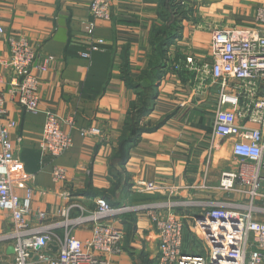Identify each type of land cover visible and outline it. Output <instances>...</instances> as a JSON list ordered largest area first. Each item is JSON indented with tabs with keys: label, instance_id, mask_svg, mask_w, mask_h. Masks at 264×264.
Instances as JSON below:
<instances>
[{
	"label": "crops",
	"instance_id": "obj_1",
	"mask_svg": "<svg viewBox=\"0 0 264 264\" xmlns=\"http://www.w3.org/2000/svg\"><path fill=\"white\" fill-rule=\"evenodd\" d=\"M91 2L0 0V25L6 30L0 40V57H9L8 37L25 36L37 53L33 73L40 81L37 114L7 93L9 74L0 85L8 117L17 123L10 134L22 170L13 181L15 192L24 197L25 188H32L33 210L46 212L50 220L68 204L67 194L71 201L90 210L96 207L97 199H105L114 207L135 208L188 199L248 203L247 196L220 188L224 172L238 171L241 160L233 154L236 138L213 135L222 88L212 81L209 70L215 61L216 33L227 31L236 40H246L264 32L257 16L264 9V0H184L180 37L168 50L153 109L141 121L149 128L160 127L143 133L120 163L114 157L121 155L127 121L138 102V93L128 86L125 72L140 82L142 75L151 71L150 43L160 23L161 3L113 0L112 18L106 21L94 18ZM84 24L94 25L92 36L84 32ZM98 40L104 44L92 51ZM83 53H89L90 58H83ZM49 56L55 60L50 70L42 73L36 66ZM229 87L226 92L240 96L235 110L238 123L246 129L260 128L252 121V108L261 84L246 90L241 83L231 82ZM47 112L61 118L62 130L73 139V147L59 158L44 153L40 146ZM91 127L100 129L101 134L83 136L82 131ZM56 165L67 170L64 184L53 181ZM140 181L176 191L141 193L135 186ZM177 212L184 219V249L204 253L193 232V219L203 210ZM263 216L258 217L262 222ZM111 222L124 231L121 252L110 258L113 264H157L159 237L146 209ZM0 225L5 230L12 226L10 214L1 209ZM91 231V226L78 228L75 235L85 240Z\"/></svg>",
	"mask_w": 264,
	"mask_h": 264
},
{
	"label": "built area",
	"instance_id": "obj_2",
	"mask_svg": "<svg viewBox=\"0 0 264 264\" xmlns=\"http://www.w3.org/2000/svg\"><path fill=\"white\" fill-rule=\"evenodd\" d=\"M113 0H92L90 11L97 20L112 18ZM264 24V9L257 14ZM83 30L92 36L93 24H84ZM6 30L0 25V40ZM9 57H0V85L9 74L7 93L27 111L39 113L40 81L33 73L37 53L25 36L8 37ZM104 41L98 40L91 48L98 51ZM215 61L209 74L222 91L215 113L213 135L217 138H236L233 154L241 160L238 171L224 172L220 188L229 193H239L249 198L246 204L210 202L196 199L179 202H161L142 208L130 205L112 206L105 199H97L94 209H87L70 200L50 220L49 214L33 210L34 190L25 188V196L15 192L13 181L20 176V164L14 153L11 131L17 123L9 119L5 95L0 91V209L10 214L12 226L5 230L0 225V264H113L111 256L121 252L123 229L111 222L115 218L146 209L159 237L157 264H264V215L259 200L264 201V32L256 39L236 40L231 32L222 31L213 38ZM89 59V53H83ZM53 56L36 66L42 73L50 70ZM231 82L248 86L261 84L252 108V121L261 127L246 129L238 123L236 109L240 96L226 92ZM262 82V83H261ZM254 89V88H253ZM70 122V121H69ZM100 129L91 127L82 131L83 136H99ZM41 149L59 158L73 147L70 134L61 128V118L46 113ZM56 184L68 180L67 170L56 165L52 171ZM136 188L141 193L170 191L155 182L140 181ZM259 201V202H258ZM178 209H202L193 219V232L200 240L204 253H190L184 249V219ZM165 211V214L162 212ZM91 226V237L77 238L78 228ZM54 244L56 251L50 248ZM13 247L14 254L8 249Z\"/></svg>",
	"mask_w": 264,
	"mask_h": 264
},
{
	"label": "trees",
	"instance_id": "obj_3",
	"mask_svg": "<svg viewBox=\"0 0 264 264\" xmlns=\"http://www.w3.org/2000/svg\"><path fill=\"white\" fill-rule=\"evenodd\" d=\"M184 0H160L161 9L159 14V24L154 28L151 38L153 47L152 58L150 62V72H145L140 82L130 79L125 72V80L129 87L138 93V102L133 105L124 135L122 137L120 156L116 155L114 161L120 163L125 151L137 144L143 133L155 131V128H149L141 125V121L152 111L154 102L157 98L156 89L163 76L167 63V53L181 33V22L185 17ZM125 164V162L123 163Z\"/></svg>",
	"mask_w": 264,
	"mask_h": 264
},
{
	"label": "water",
	"instance_id": "obj_4",
	"mask_svg": "<svg viewBox=\"0 0 264 264\" xmlns=\"http://www.w3.org/2000/svg\"><path fill=\"white\" fill-rule=\"evenodd\" d=\"M50 248H52L54 251H56V247H55L54 244H51V245H50ZM8 254H9V255L14 254V249H13V247H9V249H8Z\"/></svg>",
	"mask_w": 264,
	"mask_h": 264
},
{
	"label": "rangeland",
	"instance_id": "obj_5",
	"mask_svg": "<svg viewBox=\"0 0 264 264\" xmlns=\"http://www.w3.org/2000/svg\"><path fill=\"white\" fill-rule=\"evenodd\" d=\"M258 206H260L261 208H264V203L263 202H259ZM263 218H264V216H263Z\"/></svg>",
	"mask_w": 264,
	"mask_h": 264
}]
</instances>
